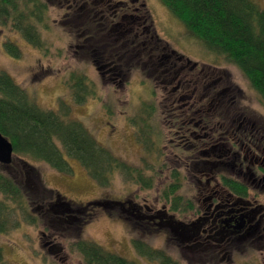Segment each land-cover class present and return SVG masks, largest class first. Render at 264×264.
Returning a JSON list of instances; mask_svg holds the SVG:
<instances>
[{"label":"trees","instance_id":"obj_1","mask_svg":"<svg viewBox=\"0 0 264 264\" xmlns=\"http://www.w3.org/2000/svg\"><path fill=\"white\" fill-rule=\"evenodd\" d=\"M160 1L208 49L235 65L264 100V8L253 0ZM65 3L76 7L84 20L92 22L95 30H101L99 38L103 36L106 54L102 56L98 51L92 52L93 61L102 76L108 75L110 83L118 81L116 84H125L122 68L127 72L133 62V65L139 63L146 69L155 84L168 87L163 108L167 112L176 110V114L169 119L162 111L165 126L174 129V134L182 142L181 151L193 154L189 159L190 172L206 173L211 164L218 163L243 165L245 161L239 155L264 151V128L239 109L236 100L240 92L231 90L227 81L212 77L203 68L195 70V63L186 60L159 38L144 1L66 0ZM47 13L48 5L44 0H0V27L19 32L32 47L43 52L45 42L40 30L49 28ZM81 36L88 37L85 33ZM2 47L10 57L19 58L21 55L20 48L13 41H3ZM64 79L74 104H82L96 96L95 86L85 74L73 71ZM148 117L145 118L144 114L142 120ZM187 117L193 118L192 121L188 122ZM0 133L13 148L11 162L1 164L13 172L6 175L0 171V194L4 198L0 199V233L17 228L22 222L35 223L31 207L45 202L43 210L36 206L39 208L37 216L42 212L45 217L50 216L42 239L44 236L55 237L58 245L65 242L69 250L78 254L81 264H138L105 250L91 240L75 236L69 238L68 226L86 224L91 215L88 209L98 206L108 209L106 203L96 201L73 207L70 202L61 200L58 194V200L53 202L51 191L37 184L34 187L36 197L32 199L26 188V175L30 168L28 159L44 162L62 173L71 171L68 160L72 159L102 188L110 185L114 173H120L127 180L141 183L144 187L149 186L150 179L142 171L100 145L80 121L70 117L68 103L60 100L57 110L39 107L3 70L0 71ZM194 134L198 137L194 138ZM257 170L261 171V168L253 170L256 178L259 175ZM242 172L245 180H254L255 177L248 178V171ZM219 180L222 189L235 196L247 197L256 188L230 175L221 174ZM177 184V181L171 183L163 196L166 201H173L170 209L198 213L189 199L185 200V209L179 208L180 197L175 195ZM15 209L20 211L21 221L13 219ZM121 212L112 214L122 218ZM49 231L52 232L47 235ZM132 242L140 256L148 260L176 263L139 240ZM60 247L63 250L64 247ZM0 264H10L4 260L1 248Z\"/></svg>","mask_w":264,"mask_h":264},{"label":"rangeland","instance_id":"obj_2","mask_svg":"<svg viewBox=\"0 0 264 264\" xmlns=\"http://www.w3.org/2000/svg\"><path fill=\"white\" fill-rule=\"evenodd\" d=\"M44 1L48 5L49 28L40 30V33L45 50L42 52L32 47L19 32L0 27V71L8 73L25 90L28 98L41 108L57 110L60 100L68 103L70 117L80 121L114 156L142 171L151 183L144 187L141 183L127 180L120 173H114L110 185L102 188L75 160H68L71 171L62 173L44 162L28 159L30 168L27 170L26 188L31 198L36 197L34 187L37 184L51 191L53 202L59 195L73 207L96 201L106 203L108 209L103 206L88 209L91 215L86 224L68 226L69 238L75 236L91 240L105 250L138 264L162 263L159 259L148 260L140 256L133 240L161 251L177 264H264V222L262 229L248 238H204L206 235H200L191 225L200 216L199 212H174L170 209L173 201L164 199V193L175 181L178 183L175 195L180 197V209H185V200L189 199L197 210H201L202 199L208 195V190L204 189V175L189 171V159L193 154L181 151L182 142L174 134V129L165 126L162 111L168 87L155 84L146 69L139 63L133 65V62L127 72L122 68L125 84H116L118 81L110 83L108 75L102 76L93 61V53L106 54L103 36L99 38L101 30H95L92 22L84 20L79 10L65 3L66 0ZM138 1H144L159 38L186 60L195 63V70L203 68L212 77L227 81L231 90L237 89L240 92L236 100L239 109L264 128V100L241 71L192 35L160 0ZM253 1L264 8V0ZM82 33L88 37L81 36ZM6 40L18 45L21 51L19 58L4 52L2 42ZM73 71L85 74L96 89V96L82 104L72 102L64 84V78ZM164 112L169 119L176 114V110ZM144 114L145 118L149 116L145 121L142 120ZM251 155H246V160ZM253 155L261 157L259 152ZM0 171L6 175L13 172L1 164ZM219 173L229 174L223 169L209 172L211 189ZM253 186L256 188L249 192L248 199L255 211L264 214V187L256 183ZM0 199H4L1 194ZM34 205L31 213L35 216V223L22 222L17 228L0 233L4 260L10 264H51L58 261L81 264L78 254L69 250L65 242L58 245L55 237L44 236L42 239L50 216L45 217L44 212L36 215L39 213L37 210L46 205L45 202L41 206L36 205L39 208ZM118 212L123 214L122 218L113 215ZM13 215V219L22 220L20 211L15 209ZM48 240L50 242L44 246ZM60 246L64 247L63 250Z\"/></svg>","mask_w":264,"mask_h":264},{"label":"flooded vegetation","instance_id":"obj_3","mask_svg":"<svg viewBox=\"0 0 264 264\" xmlns=\"http://www.w3.org/2000/svg\"><path fill=\"white\" fill-rule=\"evenodd\" d=\"M192 119L190 117L186 118L188 122ZM193 137L197 138L198 135L194 134ZM258 152L261 157L252 154L249 160H246L245 154L239 155L245 161L243 165L218 163L211 164L206 173L199 171L198 174L205 177L204 189L208 190V195L202 199L203 206L201 210H198L200 216L191 225L200 235H206L204 238L215 239L224 236H235L238 239H243L255 235L262 229L264 214L254 210L255 207L253 208L252 202L248 199L249 195L247 197L235 196L223 190L219 180L221 173L217 174L213 189L208 185L211 181V176L209 177L208 173L223 169L229 173L228 175L236 180L245 181L244 183L247 185L256 183L257 186L264 187V151ZM202 154L205 155L204 152ZM256 168H261V171H256V173H259L257 178L253 171ZM242 170L248 171V178L255 177L254 180H245Z\"/></svg>","mask_w":264,"mask_h":264},{"label":"water","instance_id":"obj_4","mask_svg":"<svg viewBox=\"0 0 264 264\" xmlns=\"http://www.w3.org/2000/svg\"><path fill=\"white\" fill-rule=\"evenodd\" d=\"M13 157V148L10 141L0 133V164L7 165Z\"/></svg>","mask_w":264,"mask_h":264}]
</instances>
